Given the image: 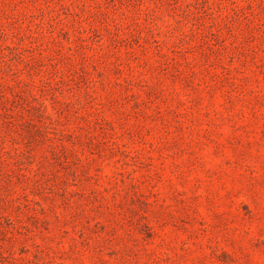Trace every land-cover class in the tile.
<instances>
[{"label": "rangeland", "instance_id": "374dc122", "mask_svg": "<svg viewBox=\"0 0 264 264\" xmlns=\"http://www.w3.org/2000/svg\"><path fill=\"white\" fill-rule=\"evenodd\" d=\"M0 264H264V0H0Z\"/></svg>", "mask_w": 264, "mask_h": 264}]
</instances>
